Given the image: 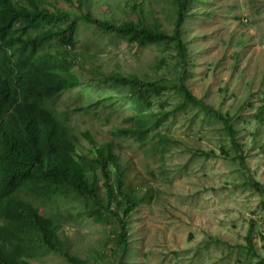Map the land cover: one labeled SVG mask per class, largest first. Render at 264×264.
Returning <instances> with one entry per match:
<instances>
[{
	"label": "rangeland",
	"instance_id": "obj_1",
	"mask_svg": "<svg viewBox=\"0 0 264 264\" xmlns=\"http://www.w3.org/2000/svg\"><path fill=\"white\" fill-rule=\"evenodd\" d=\"M42 4L77 14L89 11L116 23L142 19L168 33L176 20L174 0ZM189 9L182 25L188 47L182 81L197 101H184L169 87L143 88L142 121L151 125L137 138L131 130L137 120L133 94L108 75L134 74L168 84L179 75V54L167 43L131 42L80 20L72 43L52 39L49 48L61 45L79 53L72 70L83 83L62 92L52 105L69 116L80 152L92 155V141L83 132L112 146L122 188L141 198L125 216L122 264H264V194L251 185L256 181L264 187V0H193ZM204 104L230 119L236 143L222 117ZM104 190L100 179L103 196ZM121 198L115 194L113 207ZM45 207L59 226L64 251L34 248L30 264H76L65 251L85 264H114L110 238L118 225L110 215L98 216L86 198L63 189L40 204V211Z\"/></svg>",
	"mask_w": 264,
	"mask_h": 264
},
{
	"label": "trees",
	"instance_id": "obj_2",
	"mask_svg": "<svg viewBox=\"0 0 264 264\" xmlns=\"http://www.w3.org/2000/svg\"><path fill=\"white\" fill-rule=\"evenodd\" d=\"M43 1L0 0V264H30L28 254L34 248L64 251L58 244L59 226L55 219L46 207L40 211V204L62 189L82 195L88 205L95 206L98 216L108 214L116 221L118 232L112 237L115 241L110 238L111 251L114 264H122L128 241L125 216L141 198L122 188L123 173L112 146L95 143L89 132H83L82 136L92 141V155L80 152L81 140L69 116L54 110L53 100L83 82L72 70L79 61V53L61 45H49L52 39L72 43L78 21L83 20L123 35L131 42L161 41L177 50L179 75L168 84L142 80L134 74L108 75L110 80L129 86L133 94L131 105L137 111L135 128L131 130L142 139L151 125L142 121L143 88L169 87L180 93L184 101L198 100L182 81L188 70V47L182 38V25L191 13L189 6L193 0H174L173 33L142 19L116 23L97 18L89 11L77 14L65 8L51 10ZM203 107L222 117L236 143V130L230 119L212 106ZM240 158L243 163L244 158ZM100 179L105 196L99 191ZM251 185L264 194L261 183L251 181ZM115 194L122 198L113 207ZM65 257L85 264L66 251Z\"/></svg>",
	"mask_w": 264,
	"mask_h": 264
}]
</instances>
